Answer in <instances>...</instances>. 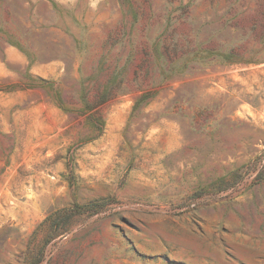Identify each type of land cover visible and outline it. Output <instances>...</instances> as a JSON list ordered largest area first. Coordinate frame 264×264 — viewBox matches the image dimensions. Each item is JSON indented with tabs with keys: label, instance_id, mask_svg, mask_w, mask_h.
I'll list each match as a JSON object with an SVG mask.
<instances>
[{
	"label": "rangeland",
	"instance_id": "rangeland-1",
	"mask_svg": "<svg viewBox=\"0 0 264 264\" xmlns=\"http://www.w3.org/2000/svg\"><path fill=\"white\" fill-rule=\"evenodd\" d=\"M0 264H264V0H0Z\"/></svg>",
	"mask_w": 264,
	"mask_h": 264
}]
</instances>
